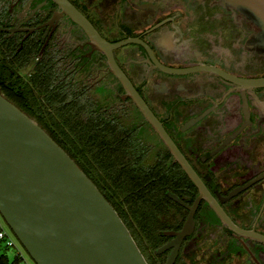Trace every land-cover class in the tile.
<instances>
[{"label": "flooded vegetation", "instance_id": "flooded-vegetation-1", "mask_svg": "<svg viewBox=\"0 0 264 264\" xmlns=\"http://www.w3.org/2000/svg\"><path fill=\"white\" fill-rule=\"evenodd\" d=\"M0 91L110 195L149 264H264V22L246 9L0 0Z\"/></svg>", "mask_w": 264, "mask_h": 264}, {"label": "water", "instance_id": "water-1", "mask_svg": "<svg viewBox=\"0 0 264 264\" xmlns=\"http://www.w3.org/2000/svg\"><path fill=\"white\" fill-rule=\"evenodd\" d=\"M226 1L264 22V0ZM134 97L201 187L182 153L140 99ZM211 203L228 223V217ZM0 215L36 264H149L118 211L97 185L1 91ZM192 221L191 215L180 237L189 231Z\"/></svg>", "mask_w": 264, "mask_h": 264}, {"label": "rangeland", "instance_id": "rangeland-1", "mask_svg": "<svg viewBox=\"0 0 264 264\" xmlns=\"http://www.w3.org/2000/svg\"><path fill=\"white\" fill-rule=\"evenodd\" d=\"M1 221L3 223V225L5 226V229L10 233L13 234V238L16 242V247L17 248H9L6 249L3 244H1L0 242V257L3 255L5 257H8L11 261H14L16 259V252L20 251L24 258L28 261V263L30 264H36L34 262V260L31 258V256L29 255V253L26 251V249L23 247V245L19 242V240L17 239V237L15 236V234L13 233V231L10 229V227L7 225V223L5 222V220L2 218V216L0 215Z\"/></svg>", "mask_w": 264, "mask_h": 264}, {"label": "built area", "instance_id": "built-area-1", "mask_svg": "<svg viewBox=\"0 0 264 264\" xmlns=\"http://www.w3.org/2000/svg\"><path fill=\"white\" fill-rule=\"evenodd\" d=\"M13 234L8 232L5 229V226L3 225L1 218H0V242L3 244V246L6 249L9 248H17L16 247V242L14 238L12 237ZM16 259L19 260V264H30L28 261L24 258L23 254L20 251L16 252Z\"/></svg>", "mask_w": 264, "mask_h": 264}, {"label": "trees", "instance_id": "trees-1", "mask_svg": "<svg viewBox=\"0 0 264 264\" xmlns=\"http://www.w3.org/2000/svg\"><path fill=\"white\" fill-rule=\"evenodd\" d=\"M88 175V174H87ZM123 189V188H122ZM125 190V188L123 189ZM104 191V190H103ZM109 193L111 194V189L108 190ZM106 195V198L108 199V201L111 203V198H110V195L108 193L105 192ZM112 204V203H111ZM115 208V207H114ZM0 264H19V260L18 259H15L14 261H11L8 257H5V256H1L0 257Z\"/></svg>", "mask_w": 264, "mask_h": 264}]
</instances>
